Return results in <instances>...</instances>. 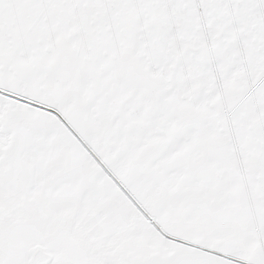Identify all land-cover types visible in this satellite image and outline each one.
<instances>
[{
  "label": "snow or ice",
  "instance_id": "6c2138e0",
  "mask_svg": "<svg viewBox=\"0 0 264 264\" xmlns=\"http://www.w3.org/2000/svg\"><path fill=\"white\" fill-rule=\"evenodd\" d=\"M0 264H264V0H0Z\"/></svg>",
  "mask_w": 264,
  "mask_h": 264
}]
</instances>
